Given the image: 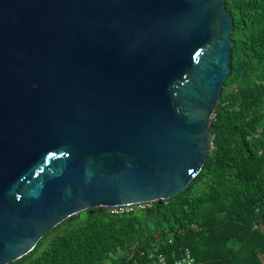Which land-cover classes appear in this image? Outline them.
<instances>
[{"label": "water", "instance_id": "water-1", "mask_svg": "<svg viewBox=\"0 0 264 264\" xmlns=\"http://www.w3.org/2000/svg\"><path fill=\"white\" fill-rule=\"evenodd\" d=\"M234 28L224 0H0V264L196 179Z\"/></svg>", "mask_w": 264, "mask_h": 264}, {"label": "trees", "instance_id": "trees-1", "mask_svg": "<svg viewBox=\"0 0 264 264\" xmlns=\"http://www.w3.org/2000/svg\"><path fill=\"white\" fill-rule=\"evenodd\" d=\"M224 1L233 71L196 179L144 209H87L10 264H151L156 249L170 259L189 249L201 264H264V0Z\"/></svg>", "mask_w": 264, "mask_h": 264}, {"label": "built area", "instance_id": "built-area-1", "mask_svg": "<svg viewBox=\"0 0 264 264\" xmlns=\"http://www.w3.org/2000/svg\"><path fill=\"white\" fill-rule=\"evenodd\" d=\"M213 146V143L211 147ZM151 203H139V204H130L123 206L111 207L108 211L112 214L115 213H123L126 211H132L137 208L144 209L147 206H150ZM152 263L151 264H201L198 263L189 249L185 250L184 254L181 257L170 259L169 256L165 252L155 251V253L151 256Z\"/></svg>", "mask_w": 264, "mask_h": 264}]
</instances>
